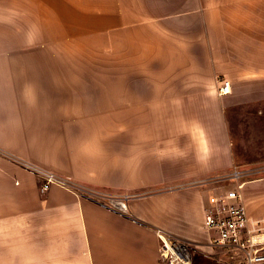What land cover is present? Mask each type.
I'll list each match as a JSON object with an SVG mask.
<instances>
[{
	"label": "crops",
	"instance_id": "1",
	"mask_svg": "<svg viewBox=\"0 0 264 264\" xmlns=\"http://www.w3.org/2000/svg\"><path fill=\"white\" fill-rule=\"evenodd\" d=\"M32 53L108 55L113 81H20ZM263 100L264 0H0V264H162L158 229L228 260L205 227L235 167L226 112ZM34 168L73 186L42 193ZM243 182L264 219V176Z\"/></svg>",
	"mask_w": 264,
	"mask_h": 264
},
{
	"label": "built area",
	"instance_id": "2",
	"mask_svg": "<svg viewBox=\"0 0 264 264\" xmlns=\"http://www.w3.org/2000/svg\"><path fill=\"white\" fill-rule=\"evenodd\" d=\"M219 81V95L230 93L229 82L224 79ZM34 169L41 176L42 193L53 184L73 186L69 181L60 179L50 171ZM237 173L234 172L236 179L243 176ZM243 186L244 182L236 183L221 195L214 194L209 199L205 219V227L211 233L208 246L229 253L237 252L218 264H264V219H255L248 215L242 203ZM85 194L97 203L123 213L128 212L129 201L136 196L130 194L116 196L98 191H85ZM157 235L160 240L159 256L162 264H193L194 256L199 251L188 240L161 229L157 230Z\"/></svg>",
	"mask_w": 264,
	"mask_h": 264
},
{
	"label": "rangeland",
	"instance_id": "3",
	"mask_svg": "<svg viewBox=\"0 0 264 264\" xmlns=\"http://www.w3.org/2000/svg\"><path fill=\"white\" fill-rule=\"evenodd\" d=\"M20 60H23L20 65H24L20 68V81H49V78L51 81H113L114 71L104 69L111 66L108 55L98 58L96 54L32 53L21 54ZM226 117L233 141L235 167L228 176L232 177L222 183L232 188L236 183L264 176V100L234 106L227 110ZM235 171L243 176L236 179ZM203 257L197 252L193 263L211 264Z\"/></svg>",
	"mask_w": 264,
	"mask_h": 264
}]
</instances>
